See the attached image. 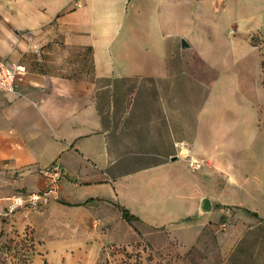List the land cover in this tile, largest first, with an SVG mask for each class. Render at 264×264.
<instances>
[{"label":"crops","instance_id":"0c3cea01","mask_svg":"<svg viewBox=\"0 0 264 264\" xmlns=\"http://www.w3.org/2000/svg\"><path fill=\"white\" fill-rule=\"evenodd\" d=\"M56 36L91 49L89 77L28 63ZM0 59L26 68L20 96L0 93V203L31 209L17 226L71 209L93 229L98 213L106 242L170 264H264V0H0ZM54 165L57 193L14 206Z\"/></svg>","mask_w":264,"mask_h":264},{"label":"rangeland","instance_id":"374dc122","mask_svg":"<svg viewBox=\"0 0 264 264\" xmlns=\"http://www.w3.org/2000/svg\"><path fill=\"white\" fill-rule=\"evenodd\" d=\"M39 53L33 51L25 56L31 66L36 64L33 68L64 77L91 75L88 52L65 47L60 36L44 44ZM260 77L264 87V74ZM4 203H0V264H170L160 252L151 251L145 245L136 250L106 242L103 230L107 225L98 213L90 217L98 221L93 229L80 222L78 213L71 209L42 217L30 214L17 226L15 214L31 209L10 212L3 210ZM109 227L114 238L121 235L128 238L115 220ZM196 258L195 251H189L184 257L176 254L175 263L193 264Z\"/></svg>","mask_w":264,"mask_h":264},{"label":"built area","instance_id":"2783aa9c","mask_svg":"<svg viewBox=\"0 0 264 264\" xmlns=\"http://www.w3.org/2000/svg\"><path fill=\"white\" fill-rule=\"evenodd\" d=\"M30 36L29 33H27ZM26 68L23 64L18 62H6L0 59V93H7L11 95L20 96V93L16 89V79L25 73ZM177 146L180 148L178 155H183L188 157L186 152H183L184 145L178 143ZM189 167L192 169H198L201 166V163L195 159H189ZM45 176V183L42 190L39 192H33L28 195L18 196L14 199L13 205H24L30 207H36L37 205L46 202L50 197L54 196L57 193L58 182L62 177V170L54 165L49 168H46L41 171ZM98 221H95L97 224ZM226 226V222L223 221L220 224V228L223 229Z\"/></svg>","mask_w":264,"mask_h":264},{"label":"trees","instance_id":"16d2710c","mask_svg":"<svg viewBox=\"0 0 264 264\" xmlns=\"http://www.w3.org/2000/svg\"><path fill=\"white\" fill-rule=\"evenodd\" d=\"M90 50V48L87 49L88 52H90ZM121 216L129 224H132L133 221L137 220V218L131 215L129 211L124 208H121Z\"/></svg>","mask_w":264,"mask_h":264},{"label":"water","instance_id":"95a60500","mask_svg":"<svg viewBox=\"0 0 264 264\" xmlns=\"http://www.w3.org/2000/svg\"><path fill=\"white\" fill-rule=\"evenodd\" d=\"M184 46H186L185 43H184ZM210 207H211V203H210V201L207 198H203L200 201V211L201 212H207V211H209Z\"/></svg>","mask_w":264,"mask_h":264}]
</instances>
